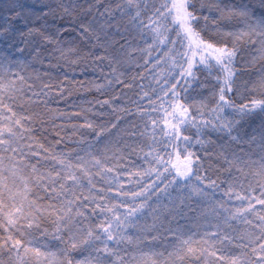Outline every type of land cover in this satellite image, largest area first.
I'll list each match as a JSON object with an SVG mask.
<instances>
[{"label": "snow or ice", "instance_id": "6c2138e0", "mask_svg": "<svg viewBox=\"0 0 264 264\" xmlns=\"http://www.w3.org/2000/svg\"><path fill=\"white\" fill-rule=\"evenodd\" d=\"M221 21L232 27L225 30ZM245 45L258 54L250 65L261 62L254 78L242 79L237 64ZM44 59L49 67L107 61V84L97 90L113 82L135 89L136 76L126 81L124 69H140L139 79L155 87L141 83L134 108H113L135 117L122 130L130 143L77 153L72 162V154L34 141L32 124L43 125L44 117L32 110L71 91V81L53 84L46 72L25 75ZM203 72L216 80L210 96L197 91ZM119 125L97 132V141ZM211 133L226 142L213 153L216 178L190 150L210 152L215 145L205 137ZM138 148L149 166L129 169L126 186L117 169L125 150ZM40 160L51 166L42 170ZM97 177L107 188L97 186ZM224 185L223 195L238 206L209 198ZM194 205H202L203 221L195 233L180 223ZM133 231L140 242L151 237L152 245L162 236L172 239L163 252L128 261L116 249L125 242L139 249ZM76 252L88 258L75 262ZM111 257L118 264H264V0L230 6L219 0H37L32 6L0 0V264H111Z\"/></svg>", "mask_w": 264, "mask_h": 264}, {"label": "trees", "instance_id": "16d2710c", "mask_svg": "<svg viewBox=\"0 0 264 264\" xmlns=\"http://www.w3.org/2000/svg\"><path fill=\"white\" fill-rule=\"evenodd\" d=\"M56 3L58 0H39V3ZM221 5H232L239 4L242 2L252 3L255 0H219ZM21 3L32 6L37 3V0H21ZM103 9H101L102 11ZM204 15H209L208 11L204 12ZM213 16H216L219 19V14L216 12L212 13ZM57 24H60L61 21L57 18ZM18 26L22 27L24 21H16ZM203 23V22H202ZM222 24H225V30L231 28L232 25L226 24V22L221 21ZM41 22H36L34 27L39 28ZM27 29H25L26 31ZM82 50L84 52H95L96 55H104L102 49H93L91 45H82ZM49 52L45 51L43 57H47ZM258 55L255 50L247 45L244 46V49L241 52V59L237 61L238 67L243 73L242 79H248L249 77L254 78V74L260 71V61L257 59L254 65H250L252 57ZM31 59V57H28ZM93 60L96 59V56L92 57ZM111 69L107 66V61L104 64H95L92 65L91 61L88 62V65L85 64H72L69 65L64 61L52 62V67H49V60L44 59L43 64L35 63L32 67L28 68L25 75H33L36 72L41 74L47 73L45 77L46 80H50L53 84H58L61 82L67 83L71 81V84L68 85L71 91L66 98L61 99H52L49 101L47 108L44 105H40L38 108H34L32 111H39L43 114L44 124L41 125L39 121H34L32 127L34 129L33 140L39 142L40 144L45 145L46 147L53 148L56 152L70 153L72 154V162L76 161V154L79 153L80 156H87L89 152L97 153L100 149L103 148L105 144L109 143H120V147H125V142H129L127 137L123 136L122 130L124 128H129L132 122L135 120V117L130 116L127 113H116L113 112V108L122 109L125 107H135L134 101L139 98L140 88L139 85L143 83L145 89H148V85L152 82L149 80L141 81L136 75L140 69H137L134 64L131 66H126L124 69V76L128 82H132V78L136 76V88L128 89L122 84L113 82L111 87H105L101 90H97L96 85H106V77ZM201 83L197 86V91H202L206 96L211 95V88L215 85V77H208L207 72L198 73ZM152 86L155 87V84L152 83ZM55 91V89H53ZM117 96H120V99H116ZM240 98L237 97V100ZM110 101L109 104H104V101ZM247 102V101H245ZM147 103V101H145ZM18 111H20L18 109ZM78 113V115H75ZM67 114V115H65ZM117 121L120 122L118 129H112V134L108 135L105 133V136L100 138V141H97V132L104 131L107 128H111L113 123ZM86 123H91L92 128L82 127ZM258 124V121H257ZM75 126V127H73ZM123 137L121 140L120 138ZM205 139H211L214 142V147L208 153L200 152L199 146L195 150L200 153L201 157L204 158V166L207 170V174L216 178L217 173L215 169L220 167L218 163L215 162L213 157L214 152L219 151V145L226 143L223 138H218L216 133H211L209 136H206ZM145 150H147V142H144ZM253 151L258 152V147ZM40 154L38 153V156ZM37 158L32 159V163L36 164ZM113 161H107L108 166L113 165ZM39 164L44 168L50 167L51 164H45L43 160L39 161ZM149 165L145 160L144 156L139 152V148L136 152H130V149L125 150V160L122 162V167L117 169L121 177V183L126 186H131L128 183V170H144ZM202 176L205 174L204 170H201L200 173ZM223 178V177H221ZM150 183L151 181L148 178H145ZM97 186H103L107 188V185L104 181H101L99 177L96 178ZM227 185L219 188L213 197L211 191H209V198L215 199L216 201L224 200L228 201V198L223 195ZM116 201H113L115 203ZM239 205V202L233 199L226 203V207L234 208ZM206 206V205H203ZM245 206H247L245 204ZM195 211L190 209H185L187 213V219L181 220L180 223L187 224L189 227H192L193 233L200 230V225L203 223L199 217V211L202 205H194ZM259 207V206H257ZM149 222H151L149 218ZM242 227V226H240ZM199 237H197L198 239ZM131 239L136 241L139 244V249H137L135 244H128L127 242L123 243L119 249H116L120 252V255L125 257L128 261H131L133 255L136 256H149L152 253L163 252L165 246L169 245V241L172 239L171 234L167 238L161 237V241H158L155 245L148 243L151 240V237H148L143 242H140L139 237L136 232H131ZM178 243V242H177ZM174 246V245H172ZM169 246L168 250L171 251ZM63 245H60L62 248ZM142 250V252H141ZM53 251H59L58 248H53ZM166 255V254H165ZM75 262H81L88 258L87 252H76L71 257ZM111 264H118L119 257H111ZM159 264V261H157ZM191 264H200L193 260Z\"/></svg>", "mask_w": 264, "mask_h": 264}]
</instances>
